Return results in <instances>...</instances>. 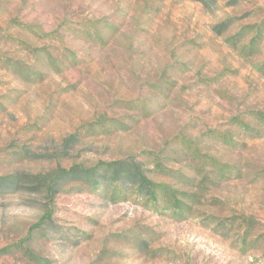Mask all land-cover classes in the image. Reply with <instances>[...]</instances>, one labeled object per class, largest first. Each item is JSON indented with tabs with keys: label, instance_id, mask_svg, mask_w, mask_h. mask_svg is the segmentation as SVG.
<instances>
[{
	"label": "rangeland",
	"instance_id": "obj_1",
	"mask_svg": "<svg viewBox=\"0 0 264 264\" xmlns=\"http://www.w3.org/2000/svg\"><path fill=\"white\" fill-rule=\"evenodd\" d=\"M259 27L264 0H0V264H264Z\"/></svg>",
	"mask_w": 264,
	"mask_h": 264
},
{
	"label": "trees",
	"instance_id": "obj_2",
	"mask_svg": "<svg viewBox=\"0 0 264 264\" xmlns=\"http://www.w3.org/2000/svg\"><path fill=\"white\" fill-rule=\"evenodd\" d=\"M257 39H264V29L259 27L255 30L254 34L252 35V37L250 38V42L251 44H254V49L256 47V44L254 43ZM264 65V64H263ZM150 189H149V196L150 197H155L156 196V190L159 187L158 184H152L150 185ZM174 205V210H177L180 207V203L179 200H176V202H173Z\"/></svg>",
	"mask_w": 264,
	"mask_h": 264
}]
</instances>
